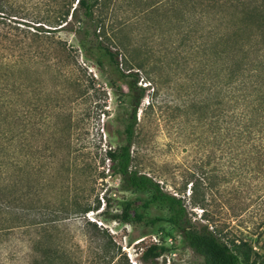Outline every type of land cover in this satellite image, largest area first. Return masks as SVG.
<instances>
[{"label": "rangeland", "instance_id": "rangeland-1", "mask_svg": "<svg viewBox=\"0 0 264 264\" xmlns=\"http://www.w3.org/2000/svg\"><path fill=\"white\" fill-rule=\"evenodd\" d=\"M45 2L0 0V116L12 120L7 155L18 161L0 173V208L10 207L0 215V264H102L104 246L105 264H202L163 206L137 209L153 224L113 218L148 197L123 190L103 160L122 144L129 112L125 88L110 85L116 69L64 31L25 47L2 35L27 29L19 24L34 22ZM94 17L106 29L98 40L119 50L117 68H143L131 169L180 198L191 224L237 246L239 258L244 243L250 262L264 249V110H241L264 107V77L251 78L240 104L227 102L223 84L240 66V0H115ZM152 243L164 251L142 262Z\"/></svg>", "mask_w": 264, "mask_h": 264}, {"label": "trees", "instance_id": "trees-1", "mask_svg": "<svg viewBox=\"0 0 264 264\" xmlns=\"http://www.w3.org/2000/svg\"><path fill=\"white\" fill-rule=\"evenodd\" d=\"M45 1L43 6L46 9L43 10L41 15L36 14L34 16V22H31V24L16 23L27 29L19 30L18 34L2 35L7 41L14 43L15 46L25 47L39 41L48 42L52 33L64 31L74 37L84 54L95 51L108 66L116 69L117 78L111 80L110 85L117 91H121L122 87L125 88L128 96L129 112L122 124V144L104 150L103 160L107 162L108 170L120 178V187L123 190L146 193L148 197L145 200L136 202H125L122 204L119 213L114 215L113 218L124 224L141 223L144 222V218L137 209L145 210L152 205L163 206L168 211L165 221L179 233L185 246L201 259L202 264H264V249L260 254H254L253 259L249 262L248 248L244 246V243H240L239 258L236 251L237 246H230L205 224L197 227L191 224L180 198L162 190L151 177L131 169L133 158L130 147L136 125L135 114L145 91V87L137 85V73L142 72L143 68L137 65L136 71L126 70V73L117 68L119 50L111 48L101 39L98 40L101 36L104 37L106 29L104 19L94 17V10L98 6L105 8L106 5L112 4L115 0H51L53 5L49 4L50 0ZM107 15L111 16L112 14ZM17 28L15 26L13 30L16 31ZM112 30H115V28L108 26V31L111 32ZM237 30L236 35L240 31V66L237 65V69L228 71L226 81L223 84V91L227 94V102H231L234 106L240 104V101H244L252 93V91L247 92L246 88V86L251 85V78H257L259 73H262L264 77V0H240V26ZM26 35L31 37V40L27 42L28 44L24 39L27 40ZM50 42L53 43V48L63 50V46L59 42L53 40ZM96 63L101 67L102 62L99 59L96 60ZM239 67L240 70H238ZM238 71H240V74ZM261 94L264 96V93ZM10 102L11 100L4 102L3 108L7 109V105L11 104ZM261 109L264 110V107L256 105L246 109V111L241 110V112L244 111L245 115L248 114V117H251ZM241 112L239 113L240 116ZM10 121L12 120L7 116H0V173L3 172L8 161L14 168L18 165L17 160H11L7 155L15 139L14 128ZM77 207L74 213L85 214L89 211L88 208ZM7 208H10L9 203L1 204L0 215L4 214V209ZM154 221H158V219L154 218L144 223L153 224ZM241 246H244L245 249ZM104 248L101 247L98 250V255H100L98 259L102 264H105ZM163 251V246L152 243L141 249L139 258L142 262L147 259L153 260L159 257ZM30 264L36 263L32 261Z\"/></svg>", "mask_w": 264, "mask_h": 264}]
</instances>
